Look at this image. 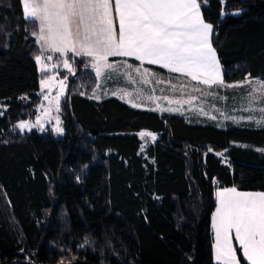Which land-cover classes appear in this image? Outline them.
Segmentation results:
<instances>
[{"label": "trees", "instance_id": "1", "mask_svg": "<svg viewBox=\"0 0 264 264\" xmlns=\"http://www.w3.org/2000/svg\"><path fill=\"white\" fill-rule=\"evenodd\" d=\"M200 9L224 81L264 79V0H206ZM33 32L38 21L25 18L22 0H0V264H214V181L264 191L256 149L264 127L190 123L115 97L94 100L89 58L41 72ZM54 73L67 81L63 137L21 132L41 80ZM143 129L159 136L145 152Z\"/></svg>", "mask_w": 264, "mask_h": 264}, {"label": "snow or ice", "instance_id": "2", "mask_svg": "<svg viewBox=\"0 0 264 264\" xmlns=\"http://www.w3.org/2000/svg\"><path fill=\"white\" fill-rule=\"evenodd\" d=\"M201 2L206 0H22L25 18L39 21V32L32 35L41 48L92 57L98 77L105 69L115 70L109 57L123 56L135 57L141 64H160L205 85L223 84L216 50L210 41L213 26L204 21ZM36 60L40 63L42 57L37 56ZM64 67L71 71L67 60ZM125 67L132 66L125 62ZM134 71L149 75L147 69L141 72L140 67ZM242 83L253 81L246 78ZM254 83L256 87L248 94L249 103H264V81ZM41 85L48 86L45 81ZM237 86L240 85H226ZM59 99L60 94L55 98L57 110ZM259 110L264 113V108ZM257 123L264 124V117ZM26 126V122L19 125L21 129ZM55 131L62 133L63 129L57 127ZM216 202L212 221L216 260L240 264L230 238L234 231L243 258L249 264H264V192L222 188L216 192Z\"/></svg>", "mask_w": 264, "mask_h": 264}, {"label": "rangeland", "instance_id": "3", "mask_svg": "<svg viewBox=\"0 0 264 264\" xmlns=\"http://www.w3.org/2000/svg\"><path fill=\"white\" fill-rule=\"evenodd\" d=\"M233 13L237 14V11H233ZM41 57L42 61L37 62L41 72L59 69L69 70L64 67L65 60L53 61L43 55ZM217 60L219 62L218 57ZM108 62L114 64L115 70L105 69L99 77L92 67L93 60L89 59V62H87L86 66L93 70L97 79L96 87L90 94V98L94 100L101 101L107 97H116L131 106L134 104L140 105L135 108L156 110L162 114L183 115L190 123H211L219 127H264V124L257 123L264 117V113L259 110L264 108V103L256 100L250 104L248 96L256 87L254 83L256 80L264 81L261 77H246L253 81L252 84H243L242 82L246 78L225 82L219 62L223 84L209 86L200 81L192 80L186 74L172 72L171 70L162 73L145 63L136 64L129 60ZM125 62L132 67H125ZM68 63L70 66L72 65L70 61ZM44 65L46 67H43ZM137 67L141 68V72L147 69L149 75L141 76L136 73L134 69ZM127 73H130V76ZM145 80L148 82H144ZM41 81H45L48 86L44 87L40 82L41 100L34 109V116L28 120L19 121L17 128L21 132L51 129L57 137H63L62 118L60 109L57 110L55 98L60 94V108V102L66 93L67 81L65 78L60 77L58 73L51 74ZM61 81H63V84H61ZM226 85L240 86L226 87ZM257 95L259 96L260 93H257ZM45 96L48 99H45ZM6 109L0 101V116L3 115V111ZM250 116L252 119H249ZM57 118H59V123H57ZM21 122L27 123V126L23 129L19 127ZM57 127L62 128L63 132L57 133L55 131ZM141 133H144V135H141ZM139 135L143 142L141 151L146 150L159 137L158 134L149 130H142ZM256 149L264 152V147ZM222 154L225 153L222 152ZM223 159L228 162L227 158ZM240 264L242 263L240 262Z\"/></svg>", "mask_w": 264, "mask_h": 264}, {"label": "crops", "instance_id": "4", "mask_svg": "<svg viewBox=\"0 0 264 264\" xmlns=\"http://www.w3.org/2000/svg\"><path fill=\"white\" fill-rule=\"evenodd\" d=\"M201 10V9H200ZM202 13V12H201ZM203 19H204V17H203ZM205 21V20H204ZM206 22V21H205ZM206 23H208V22H206ZM209 24V23H208ZM115 25H116V28H117V30H118V27H119V25H118V21H115ZM38 26H39V21H38ZM73 31H75V25L73 26ZM212 33H213V28H212V30H211V33H210V41H211V37H212ZM39 44V46H40V48H41V44L40 43H38ZM41 50H42V52H43V56H45V57H49V56H51L52 57V59L51 60H53V61H61V60H67V61H70L71 62V67H73V59L74 58H77V57H87V58H89L90 60H93V58L92 57H88V56H77V55H75V53H73V52H71V51H69V52H67L66 54H62V53H59V52H55V51H52L51 49H47L46 47L45 48H41ZM118 60H123V61H126V60H129V61H131V62H133V63H136V64H141V61H139V60H137L135 57H123V56H112V57H109L108 58V61H118ZM143 63H145V64H147L148 66L149 65H157V66H161V67H163L162 65H160V64H150V63H148L147 61H144ZM163 68H165V67H163ZM165 70H170L169 68H165ZM116 98V97H115ZM117 99H119V98H117ZM121 100V99H120ZM123 101V100H122ZM125 102V101H124ZM126 103V102H125ZM128 104V103H127ZM131 106V105H130ZM133 107V106H132ZM135 108V107H134ZM136 109H140V108H136ZM148 110H151V109H148ZM152 111H156V110H152ZM156 112H158V111H156ZM143 130H146V129H143ZM141 132V131H140ZM140 132L138 133V135L140 134ZM139 138L141 139V136L139 135ZM154 143V142H153ZM152 143V144H153ZM142 145H143V142H142V139H141V147H142ZM151 145V144H150ZM149 145V146H150ZM147 149V148H146ZM259 150V149H258ZM260 151V150H259ZM141 152H145V149L143 150V151H141ZM224 155L225 154H222L221 155V157H222V159L223 158H226V157H224ZM223 163L224 164H228L229 162H227L226 160H224L223 159ZM214 183H215V185H216V192L219 190V189H222V188H232V187H236V186H222L221 185V183H220V181L219 180H217V179H215V181H214ZM239 191H243V192H264V191H255V190H242V189H239L238 187H236ZM217 207V206H216ZM215 212V211H214ZM212 221H213V216H212ZM212 221H211V228H212V235H213V246H214V244H215V233H214V230H213V227H212ZM231 243H232V245H233V248L235 249V251H236V255H237V257H238V254H237V251L238 250H240L241 251V253L243 254V252H242V249H241V246H240V244H239V242L236 240V236H235V232L233 231L232 233H231ZM213 261H214V264H222V262H220V261H217L216 260V258H215V249H214V247H213ZM248 262V261H247ZM249 263V262H248Z\"/></svg>", "mask_w": 264, "mask_h": 264}]
</instances>
